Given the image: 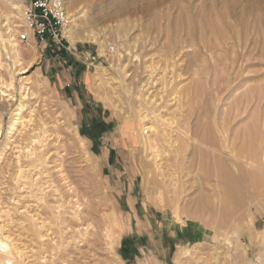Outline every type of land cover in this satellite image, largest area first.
I'll use <instances>...</instances> for the list:
<instances>
[{
    "label": "rangeland",
    "instance_id": "rangeland-1",
    "mask_svg": "<svg viewBox=\"0 0 264 264\" xmlns=\"http://www.w3.org/2000/svg\"><path fill=\"white\" fill-rule=\"evenodd\" d=\"M252 1L255 14L242 17L248 0H65L66 50L46 54L16 41L30 0H0V83L13 98L0 94V233L25 263L264 264V0ZM200 3L233 8L229 25L258 27L257 59L243 65L237 92L224 88L241 65L220 68L230 51L187 46L185 7L195 16ZM155 16L162 30H152ZM232 105L243 113L225 117L230 141L239 147L255 127L257 169L242 163L243 205L223 230L191 214L224 186L198 171L190 137L208 126L216 137Z\"/></svg>",
    "mask_w": 264,
    "mask_h": 264
},
{
    "label": "bare ground",
    "instance_id": "bare-ground-1",
    "mask_svg": "<svg viewBox=\"0 0 264 264\" xmlns=\"http://www.w3.org/2000/svg\"><path fill=\"white\" fill-rule=\"evenodd\" d=\"M77 1L78 0H71L69 6H71L73 8L75 6V4L77 3ZM199 5H201V3ZM211 6L213 7V5H211ZM247 6H248V8H246V9H248V10L247 11L245 10L244 13H242V15H243L242 17H245L246 13H248L249 15L252 14V13L255 14V11H256L255 2L252 1V0H248V5ZM198 7H200V9H196V10H198V12H197V14L195 16L191 15V11L189 9L190 7H185L186 20L188 22V23H186L187 24V29H188L187 30V35H188L187 37H188V39L190 41V45H187V46H189V47L190 46L191 47H195V46L199 47V45L205 44L210 49L216 48V47H218L220 49V46H223V48L225 50L230 51L231 54H233L232 58L228 59V62L226 60L224 62H222L220 64V68H221V70L223 69V71L225 72L229 68H231L234 64L241 65L239 67V69L237 70V72H236L235 79L232 80V79L228 78L226 80V85L227 86L224 88V91H226V92L235 91L238 88H240V87H237V86L240 83V80L243 79V74H244L242 72L243 65L246 64L248 61H250L251 63L254 61V63H255V60L257 59V57L252 55V51H253L254 47L257 45V34H258V29L257 28L258 27L254 26L255 22H250V20L248 22L245 19L241 20L240 23L235 22L234 24L237 23L236 25H229L227 23L228 18H230L228 14L232 13V9L233 8L232 9L231 8L230 9H218L217 8V9H213L212 10L211 8L208 9V5L207 6L201 5V6H198ZM235 11H237V10H235ZM256 13H258V12H256ZM240 14H241V12H240ZM253 17L255 18L256 16H253ZM157 18H158V16L154 17L153 26L151 25L152 30H154V27H155V29L157 27V25H156L157 22H158ZM226 18H227V20H226ZM239 18L241 19V17H239ZM254 18H253V20H254ZM232 21H234V20H232ZM71 23H72V21L70 22V24ZM67 28L65 29L64 34H65ZM157 28L159 30L161 29L159 27H157ZM260 35H261V33H260ZM230 40H232L234 43L230 46V48H227V45H228L227 41H230ZM248 43H249V45H248ZM205 45H204V47H205ZM251 46H252V48L250 49ZM202 49H204V48H202ZM228 54L230 55L229 52H228ZM260 56L261 55L259 54L258 57H260ZM230 78H231V76H230ZM5 84H6V82H5ZM5 84H4V81H3V83H0V94L2 95V97H5V98L9 97L10 99H8V100H13L12 94L10 93L11 94L10 95V94L6 93L7 92L6 89L7 88H11L12 86L10 85V83H8L9 85H5ZM4 89H5V91H4ZM254 89H255V87L250 89L251 90L250 94H252L253 91H255ZM235 92H237V91H235ZM22 94H24V93H22ZM8 100H5V101L8 102ZM253 101H255L256 105H257V103H259L258 96L257 97L255 96L254 98H252L251 102H253ZM242 107H243V105H242ZM22 108H23V105L20 102V104L17 107L18 111L13 115V118L11 117L13 120H12V123L10 124V126H11L10 130H12V131H15L16 128L18 126H20V124H21V121H22L21 120ZM241 111H243V108H242ZM239 112H240V110L235 105L230 106L227 110H225L223 112V118L221 119L222 121L219 124L215 123L214 124L215 125L214 126L215 127V129H214L215 132L212 131V132L215 133L216 137H213L212 134L210 133L211 131L208 128L209 126L207 128H204V130H202L203 132H201L200 134H199V132L195 131V129H194L193 134L190 137V138H193V140L199 145L198 148H197V146H196V148H193L192 155H191V156H197V159H199L198 163H199L200 166L198 165L199 167H197L198 171L201 170L202 172L200 171V173H205V176H204L205 178H206V175H207V177L208 176L209 177L210 176L216 177L217 179H214V180H218L219 179V181L222 183L221 185L224 186V189H223V188H221V185H220L219 190L223 189L222 191H218L217 190L218 194H217V197H216V201L215 200L211 201L210 198H206L205 195H203L204 197L202 196L203 198H201V196H199L200 198H198L199 199L198 200L199 201L198 202V206L195 205V207L193 208V211H192L191 214H192L194 220L198 221L199 223L203 224V226H206V227L211 226L212 224H215V226L218 227V229L228 230L227 229V228H229L228 224H230V222L232 221L236 209L243 205V201H242V197H241V194L243 193V189H244L243 185L246 184L245 180L248 178V175L251 173V171H249L250 169L246 170L245 166L242 165V163L247 165V167L250 166V167H254V168L257 169L256 164L255 163L253 164L252 161H251V158L255 155V151H256V148L254 146V142L255 141L253 140L255 138H253V139L249 138L250 136H254V135H252V132H253V130H255V127H253V126L256 124V121H257V116H255L256 113L253 114L252 121H251L252 122V126L251 127H253V129L252 128H249V129L247 128L246 129L247 132L243 130L244 133H248L247 135H249L248 139H247V142H243V140H244V138H243V140H242L243 143L239 147H236V146H234L233 139H232V141H230L231 139H230V137L228 135L229 134V128H228V123L227 122L234 121L235 118H238V116L241 113H243V112H241V113H239ZM226 116L227 117L231 116L234 119L227 121L225 119ZM213 122H216L215 118H214ZM18 131L19 130H17V132ZM175 131H176V128H175ZM180 139H182V138H180ZM9 144H12V143H9ZM174 145H175V143H174ZM192 146H193V144H192ZM27 154H28V152L26 153V155ZM31 155H33V154H31ZM33 156H35V155H33ZM229 166H232L234 168V172L235 173L229 168ZM59 172H60V170H59ZM212 177H210V178H212ZM207 179H209V178H207ZM219 181H217V182H219ZM65 182H66V180H65ZM218 184H220V183H218ZM69 193H70V191H69ZM69 193H68V195H69ZM73 195H74V193H73ZM74 197H76V196H74ZM73 203L75 205V208L78 209L79 205L77 204L76 200H74ZM76 205H78V206H76ZM215 208H219V210H218L219 212H218V216L217 217H215V214H216V211H217V210L215 211ZM21 214H24V212L22 211ZM28 214H30V213H28ZM72 214L74 216L73 218L77 219L75 221L80 220L78 212H76L74 210ZM33 219H34V217H33ZM235 219H236V217H235ZM7 223H8V221H7ZM1 224H0V229L4 228L3 227L4 225L1 226ZM44 225H45V223H44ZM3 234H5V233H3ZM214 235H216V234H214ZM47 236H49V235L47 234ZM8 240H9V236L8 237L3 236L2 233H0V264L1 263L27 264V263H25V256H24V254H22L23 252L21 253L19 251V249H17L15 246L11 245V242L9 243ZM61 244H63V243H61ZM61 248H62V246H61Z\"/></svg>",
    "mask_w": 264,
    "mask_h": 264
},
{
    "label": "built area",
    "instance_id": "built-area-1",
    "mask_svg": "<svg viewBox=\"0 0 264 264\" xmlns=\"http://www.w3.org/2000/svg\"><path fill=\"white\" fill-rule=\"evenodd\" d=\"M16 41L25 46H37L46 54L66 50L64 31L69 25L65 0H30L21 12ZM108 53L114 46H108Z\"/></svg>",
    "mask_w": 264,
    "mask_h": 264
},
{
    "label": "crops",
    "instance_id": "crops-1",
    "mask_svg": "<svg viewBox=\"0 0 264 264\" xmlns=\"http://www.w3.org/2000/svg\"><path fill=\"white\" fill-rule=\"evenodd\" d=\"M79 71V70H78ZM47 73V72H46ZM82 83V82H81Z\"/></svg>",
    "mask_w": 264,
    "mask_h": 264
}]
</instances>
